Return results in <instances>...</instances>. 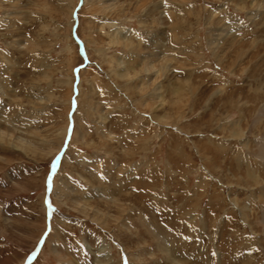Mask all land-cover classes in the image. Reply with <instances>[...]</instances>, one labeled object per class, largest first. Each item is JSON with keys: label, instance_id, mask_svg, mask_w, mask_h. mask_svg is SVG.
Returning <instances> with one entry per match:
<instances>
[{"label": "rangeland", "instance_id": "rangeland-1", "mask_svg": "<svg viewBox=\"0 0 264 264\" xmlns=\"http://www.w3.org/2000/svg\"><path fill=\"white\" fill-rule=\"evenodd\" d=\"M0 264H264V0H0Z\"/></svg>", "mask_w": 264, "mask_h": 264}, {"label": "water", "instance_id": "water-1", "mask_svg": "<svg viewBox=\"0 0 264 264\" xmlns=\"http://www.w3.org/2000/svg\"><path fill=\"white\" fill-rule=\"evenodd\" d=\"M51 207H52V206L48 204V208L51 209ZM50 212H51V210H50ZM27 262H28V261H27Z\"/></svg>", "mask_w": 264, "mask_h": 264}]
</instances>
